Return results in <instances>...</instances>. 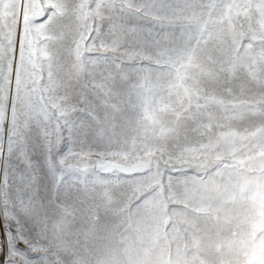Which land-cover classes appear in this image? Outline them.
I'll use <instances>...</instances> for the list:
<instances>
[{"label":"snow or ice","instance_id":"1","mask_svg":"<svg viewBox=\"0 0 264 264\" xmlns=\"http://www.w3.org/2000/svg\"><path fill=\"white\" fill-rule=\"evenodd\" d=\"M0 264H264V0H0Z\"/></svg>","mask_w":264,"mask_h":264}]
</instances>
